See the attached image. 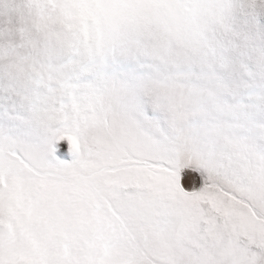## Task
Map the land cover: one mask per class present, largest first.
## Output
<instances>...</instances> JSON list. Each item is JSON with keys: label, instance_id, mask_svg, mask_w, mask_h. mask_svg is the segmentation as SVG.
Instances as JSON below:
<instances>
[{"label": "snow or ice", "instance_id": "1", "mask_svg": "<svg viewBox=\"0 0 264 264\" xmlns=\"http://www.w3.org/2000/svg\"><path fill=\"white\" fill-rule=\"evenodd\" d=\"M0 264H264V0H0Z\"/></svg>", "mask_w": 264, "mask_h": 264}]
</instances>
